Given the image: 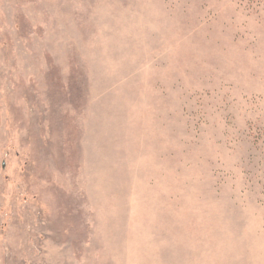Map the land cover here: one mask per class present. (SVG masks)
Listing matches in <instances>:
<instances>
[{"label":"rangeland","instance_id":"1","mask_svg":"<svg viewBox=\"0 0 264 264\" xmlns=\"http://www.w3.org/2000/svg\"><path fill=\"white\" fill-rule=\"evenodd\" d=\"M0 264H264V0H0Z\"/></svg>","mask_w":264,"mask_h":264}]
</instances>
